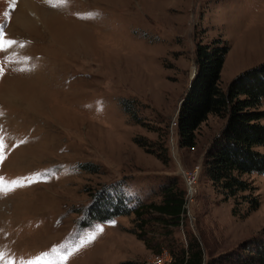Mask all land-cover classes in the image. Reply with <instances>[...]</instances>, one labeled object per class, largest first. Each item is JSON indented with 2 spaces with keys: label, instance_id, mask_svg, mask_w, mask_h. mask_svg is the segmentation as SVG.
I'll list each match as a JSON object with an SVG mask.
<instances>
[{
  "label": "rangeland",
  "instance_id": "374dc122",
  "mask_svg": "<svg viewBox=\"0 0 264 264\" xmlns=\"http://www.w3.org/2000/svg\"><path fill=\"white\" fill-rule=\"evenodd\" d=\"M33 2L44 7L32 13L35 29L14 23L22 0H0V43L15 41L0 50V178L23 184L0 191V264L44 253L41 264H144L170 252L166 228L180 246L196 237L207 260L256 235L264 226V174H245L260 204L241 216L206 172L205 152L225 117L209 113L194 146L179 144L173 122L196 70L197 42L221 37L229 45L223 88L264 61V0ZM122 99L131 100L134 117ZM196 166L189 214L172 227L147 220L150 246L137 236L134 213L80 224L104 186L158 202L165 182L177 177L185 188L181 170Z\"/></svg>",
  "mask_w": 264,
  "mask_h": 264
},
{
  "label": "trees",
  "instance_id": "16d2710c",
  "mask_svg": "<svg viewBox=\"0 0 264 264\" xmlns=\"http://www.w3.org/2000/svg\"><path fill=\"white\" fill-rule=\"evenodd\" d=\"M228 49L229 45L221 37L196 43V71L181 98L177 125L179 144L194 146L196 131L209 113L225 117L224 126L213 137L205 152L204 163L213 186L222 191L225 198L232 197L233 213L243 216L260 204L253 192L255 186L245 174H264V151L257 148L258 145H264V61L236 73L223 88L220 71ZM121 103L124 110L134 117L131 100L122 99ZM136 141L141 146L146 145L142 140ZM151 149L158 157L167 155L166 147H163V154ZM82 165L86 167L89 164ZM117 186L113 185L107 190L104 186L93 195L94 202L85 210L81 225L106 221L119 214L134 213L138 225L137 236L150 246L144 230L147 220L158 221L168 227L179 224L185 190L179 185L177 177L163 184L158 202L129 199ZM244 203V209L238 208ZM164 232V241L173 255V264H264V226L256 235L235 248L207 260L196 237L189 236L186 245L180 246L172 236V228H166ZM123 264L143 262L124 260Z\"/></svg>",
  "mask_w": 264,
  "mask_h": 264
},
{
  "label": "built area",
  "instance_id": "2783aa9c",
  "mask_svg": "<svg viewBox=\"0 0 264 264\" xmlns=\"http://www.w3.org/2000/svg\"><path fill=\"white\" fill-rule=\"evenodd\" d=\"M173 124L177 125V120L173 122ZM199 168L196 166L193 169L181 170V174L184 180L185 188H184V203H183V211L180 214L179 223L182 224L183 215L189 214L191 201L194 199V195L197 191V178H198ZM173 255L166 249L160 250L156 254L152 256L150 260L145 262L144 264H172Z\"/></svg>",
  "mask_w": 264,
  "mask_h": 264
},
{
  "label": "bare ground",
  "instance_id": "6f19581e",
  "mask_svg": "<svg viewBox=\"0 0 264 264\" xmlns=\"http://www.w3.org/2000/svg\"><path fill=\"white\" fill-rule=\"evenodd\" d=\"M34 0H22V5L20 11L16 14V20L14 21L15 25L23 27H30L35 29L37 27V20L34 18L33 14L35 11L37 13H43L44 7L38 5ZM36 3V4H35ZM20 7V6H19ZM197 188V187H196Z\"/></svg>",
  "mask_w": 264,
  "mask_h": 264
},
{
  "label": "snow or ice",
  "instance_id": "6c2138e0",
  "mask_svg": "<svg viewBox=\"0 0 264 264\" xmlns=\"http://www.w3.org/2000/svg\"><path fill=\"white\" fill-rule=\"evenodd\" d=\"M61 2H63V0H61ZM13 43H15V41H12V40L3 41L2 43H0V50H4L5 45L11 46ZM0 115H2V113H0ZM2 159H3V156L0 155V160H2ZM0 185H3V187H0V191H4V192H7V191L11 190V188H14V187L23 186L22 182H20V181H11L10 187H9V185L4 184L2 178H0ZM91 238H94V237H90V239ZM4 255L5 254L3 252H0V259H3ZM44 255H47V253L41 254V256H38L35 259L25 261L24 264H41V259H42V256H44ZM66 259H67L66 256L63 257V260H66ZM10 264H14V262H10Z\"/></svg>",
  "mask_w": 264,
  "mask_h": 264
},
{
  "label": "water",
  "instance_id": "95a60500",
  "mask_svg": "<svg viewBox=\"0 0 264 264\" xmlns=\"http://www.w3.org/2000/svg\"><path fill=\"white\" fill-rule=\"evenodd\" d=\"M196 71V70H195ZM195 71L192 73V77H193V75L195 74Z\"/></svg>",
  "mask_w": 264,
  "mask_h": 264
}]
</instances>
